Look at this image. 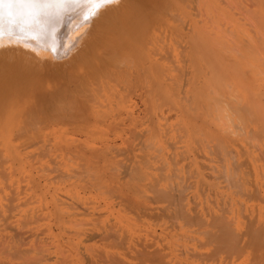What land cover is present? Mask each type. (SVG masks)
<instances>
[{
	"label": "rangeland",
	"instance_id": "374dc122",
	"mask_svg": "<svg viewBox=\"0 0 264 264\" xmlns=\"http://www.w3.org/2000/svg\"><path fill=\"white\" fill-rule=\"evenodd\" d=\"M129 1H130V3L132 2V0H129ZM134 1L136 2V0H133V3H134ZM144 1H146V0H144ZM149 1L150 0H148V2ZM152 1L155 2L154 0H152ZM138 2H140V0H138ZM138 2H136V3L138 4ZM253 2H254V0H235V2L230 5L231 7L230 6L228 7L229 10H227V11H229V12H227V13H229V14H227V15H229V20L227 19V21H225V22H227V24L226 25L223 24V23H225V22H223L224 20H221L222 24H220V22L218 24V26H220L219 32H220V34H222V36L218 33V29L216 28L217 29V31H216L215 26H213L212 29L213 28L214 29L209 31V32H210L211 38H214V39H211L210 36H208L210 38L209 43L208 44L203 43L204 46L202 43H200L199 47L196 48L197 52H194V53H190L188 51V49L185 47L186 48V51H185L186 55L188 56V54H189L188 57L185 55V53L183 54V52H182V51H184L185 48H183V47L180 48L181 42L184 43L183 38L184 37L187 38V36L189 34L185 30H183V32H181L182 34L179 31L175 32V34H179V35H175L174 33H172L170 35L168 33L167 35H169V36H166V39L163 42V45H162L161 41H160V43L154 42V44H152L154 46H152L151 43L145 44L146 49L144 50V52L146 51V53H148L150 58L153 57L157 60V61L155 60V62H156L158 67L161 66L160 69L163 72L164 76L161 73H159V76H160V77L158 76L159 78L156 76L155 78L153 77V79H152L149 76L141 75L143 73H141L140 76H137V74H135L136 76L134 74H132L130 78H128L124 81L125 83L122 82V80H118V82H117L116 79L112 77L115 81L111 80V82H113V83L115 82L117 85L115 83H114L115 84L114 85L113 83H111L107 79L108 80L107 82H110L111 86L114 85V87H110L111 90L109 88H107L108 91L110 90L111 94L114 91L113 93L116 94V95L113 94L114 97L119 94L117 96V98L119 97L122 100V101H120L119 99H117L115 97L116 101H117L116 104L111 103L112 100L110 101V104H109L108 100L110 98L114 99V97H112V95L109 94L108 91H107V94L104 93V92H106L103 90V89H106L104 83H103L104 86H102V87H104L102 89L104 92L98 87V89H100V91H99L100 93H98V91L96 92V90H98L97 85H96L97 82L94 83V81H92L91 78H90L91 80L90 79L87 80L88 78L86 79V75H87V77L89 75L87 72H88V70H90V68H88L87 72H85L86 75L84 78L83 77L81 78L80 76L78 77V75L75 72V69L78 66V64H76L75 61L73 63L72 62L69 63V61H71L70 60L71 58L69 60L66 59L67 63L65 62V60H62V61H64L63 63L61 62V60L58 61L59 63H57V61H54L53 64L52 63L51 64L50 63H46V64L42 63V65L45 64L44 67L47 64H49L48 66H46V68L48 67L50 69L51 73H52V71L54 73H56V71L58 69L63 70V72L60 70H59L60 72L57 71L59 74L56 73V75L54 73H52V75H51L48 68L47 69H44V67L41 68L42 66H41L40 62L43 59L39 60L37 58V60L40 61V62H37V60H35V58H36L35 56L33 57L34 58L33 65L36 64L35 62H37L36 66L40 64L41 67L40 66H37V67L38 68L40 67L39 69H41V71L38 70L39 72L36 71V73H34V71L37 69L36 66H35L36 67L35 70L33 69L34 68L33 66H32L33 68H28L30 66L27 67V64H29V65L32 64V60H31V59H33V58H31L32 54L30 57L29 56L27 57V54L24 55L25 51L22 50L21 48H19L20 50H17V52L19 53V51H20L19 54L21 56H23V55L25 56V58H23V61H22V57H20L21 61L23 63V66L21 65V62L19 65L16 64V63H19L17 61L18 60L20 61V59H18V60L12 59L15 61L12 63L18 65L19 67L10 63L11 62L10 59H9L10 62L7 61L8 59L6 60L4 58L2 59L3 62H2V60H0V66H1V64L3 65V63H4V65L2 67H0L1 68L0 69V75L1 74L3 75V76L2 75L0 76V80H1L0 83L2 82V84L4 85L3 82H5V80H3L2 78L6 77V79H7L8 77H12L13 78L12 81H11L12 78H10V79L8 78V80L11 82L10 83L11 85L14 84L13 87H15L16 85L19 87H21V85H24V86H22L21 90L24 89L27 92L24 94L25 97L28 96L30 93L29 97H30V101H31V102H29V107L26 108V109H28L29 114H27L28 112L26 109H25L26 110L25 114L28 115L27 117L33 116V118L39 117V114H40V116L44 118V119L41 117H40V119L38 118L40 120V123H42V124L39 125L40 124L39 122H37V124L41 128L36 127V121L35 120L38 121V119L37 118L34 119L35 122L34 121L33 122H34L35 127L38 128L40 131L42 130V132H41L42 135L40 133V135H41L40 139L41 140L39 139L38 143L35 144L34 147H31V148H28L26 150L21 151V159H20L21 163L19 162L20 166H17L15 168L14 166H11L9 162H6L5 164H2L3 166L1 165V167H0V244L7 246V244L10 243V246H11V244L15 245L16 242H18L19 246H18V243L16 245L20 248L22 247L21 249H23V251L25 250L24 251L25 253L27 252L26 253L27 255H25L24 252L23 253L19 252L20 256L22 255L21 257L19 256V253L15 254V256H12L14 254H12L11 256H7V255H9V253L4 255V253L0 252V254H1L0 255V264H21V263L26 264L27 262L24 261V259H26L27 257H25V256H28V254H29V256H28V258H29L32 253L35 255V258H34L35 260L38 259L40 261L39 258H41V259L45 258L44 260H42V261H44V264H55V263L57 264V260L55 261V259H56L55 256L54 255L52 256V254H56L53 252L55 249V247H54L55 243H56V247H57L56 249L57 250L60 249L59 246L61 247L62 250H64L67 246H63V245H65V244L68 245V242H69V241L67 242V239L69 238L68 240H70L73 237H70V236L68 237V235L65 236L63 233L58 232L59 229L55 227V224L53 222L54 217H55L53 215L54 209H53V207H51L52 206V204H50L51 202L48 203V201L50 200V197H51L50 195L56 196V195H60V193H64V192L69 193V195H72V196L75 195L74 199L78 197L80 199V201H82V202H80V204L81 203L83 204L84 202L88 203V205L86 204L87 209L92 207V206H96V204L98 205V202L101 204L100 206H98L100 208H102L104 205L105 206L109 205V207L111 208V206L113 204L112 205H110V204L112 201L115 200L113 198L114 197L113 194L114 193L116 194L117 192H120L121 195L123 194L122 195L123 198H125L127 200H131L130 201V207H131V205H132V207L134 205L137 206L136 204L138 202L143 203L142 200H138V202H136L137 200L135 201V195H133L134 194L133 190H130V193H129V192L125 191L123 185L121 186V184H123V179L128 180L127 177H126V179H125V177H122V179H119L116 181L117 178L113 177V175H111L112 174L111 170H109L110 167L111 168L120 167V165L122 163H125L127 161L131 165L130 167H132V169H133V170L132 169L130 170V172L132 171L130 174V186H132L131 184H132L133 179L135 180L133 182L137 183V180L135 179L136 178L135 172H137V170H139L140 167H141V169L143 167V170H144L145 163H148V165H146L147 168H145V170L147 172H150L151 174L153 172L154 176H153V174H152V176L155 177L154 179L152 178L153 180L158 181L159 179H161V177H163L162 179L164 182L163 181L161 182L159 180L157 183L162 184L161 187L165 190V192L163 189L162 190L159 189L160 192L159 191L152 192V191L147 190L146 195L148 194L151 197H153L152 200H155L154 198H156L155 201L157 203L156 202L153 203L152 201H149L147 199L148 201L145 200L143 204L141 203L142 205L140 204V206H142V207L144 205V208H145V205L147 206V208H149V207L153 208L157 204L156 207H154V209H152V211L156 210L157 213L159 212V214L157 215V218H156L157 221H155L156 219L154 217H150L149 221H147V218L143 219V217H141V216L138 217V215L135 212L136 211L135 209H137V207L135 208V206H134L133 207L134 210L132 208H130V213L132 214V215H130V225H131V228H130V232H131L130 233V245L133 246V244H134V248L130 246L131 247V249H130L131 253L130 254H134L135 253L134 249L141 247V243L142 244L144 243V246H145V248L147 247V249H152V248L154 249L156 247H161V249H162L161 252L163 254L166 253V252H163V250L166 251V249H167L168 250L167 253L170 254L169 257L167 256V254H164L163 256H165L164 257V258H166L165 260H168L169 262H171V260L174 259V254H175V256L178 254V259L180 258L179 260L182 263L180 261H178L177 256H176L175 260L177 261L176 262L177 264H245V263L246 264L247 263L248 264H254V263L255 264H257V263L258 264H264V240H263V238H264V222H263L264 221V136H263L264 135V130H263L264 129V82H263V84H261V86L263 87V88H260L261 94L260 95L258 94V96H260V97H257V95L254 94L255 93L254 90H256V89H253L254 93H252V94H254L255 96H253V95L252 96H253V99H255V100H253L251 98L248 101L249 103H252V106L255 108V109H253V107L250 106L251 104L247 103V100H246L245 104L243 102L241 104L239 103L240 105L237 104L236 101H237L238 97H237L236 93L233 91L234 87H232L231 89H228L229 87L233 86L232 83H230L229 81L227 82V80H225V79H222L221 82H219L220 87H217V89H216V88L212 87V85L214 83L212 84V81H211V80L214 81V78H213L214 74L213 73L225 74L226 70L230 69L229 71H231V69H232V73L234 72L233 77L238 79L237 81L240 80V83L243 82L242 83L243 85L242 84L241 85L244 88V90L247 92V95H249L248 92L250 90H248V89L251 86L254 85V87L256 88L255 82H254L255 84H251L255 78L252 71L256 69V68H251V66L253 65L252 63H249V61H247V59H246V61H244L245 59L243 58L242 61H244L243 62L244 65L242 64V62L238 61V63H241L242 67H241V65L236 67L237 62L233 63L234 67L231 64L233 62V56H232L233 54H237L234 56H236L237 58L239 57V53L235 52V51H238L235 49H237V47L239 45H240L239 47H242V48L252 46L254 51H255L253 53V55H251V56L255 55V57L253 58L254 65H256L258 63L257 66H261L262 68L264 67V60L263 59L260 60L262 62L259 61L261 63V65L258 62L259 58H264V55H261V54H264V0H261V7L259 8L257 14L252 11V8L255 6V5H253L254 4ZM113 5H114V3H113ZM128 5H129V3H128ZM127 7H128V9H131V7L129 8V6H126V8ZM134 7H135V3H134ZM136 8H138V6ZM247 11H249L250 13H248ZM157 16L159 17L160 15H157ZM199 16H197V17H199ZM158 17H155V18H158ZM197 17H196V19H197ZM201 18H198V19L201 20ZM156 23H157V21H156ZM199 23H201V21ZM215 23L216 22L214 21L213 25ZM92 24L94 27H97L96 26L97 24L95 25V22L91 23V25H90L91 28H89V30H88L89 34L88 33L85 34L86 37L88 35L90 38L89 37L86 38L83 35V33H82L83 28L81 27L82 28L81 30H78V31L76 30L73 33V36H72L73 41L78 42V40H80V38H81V40L79 41L81 43L82 39H84V37L86 39H88L89 41H91V39L92 40L97 39V37H98L97 35L100 33V32H98L99 27H98V30L95 28L97 30V32L95 29L91 30L92 28H94V27H92ZM114 24L115 23H112V25H110V24L109 25L115 26ZM110 26H108V27H110ZM80 31L82 33V34L80 33L82 35V37L81 36L79 37L77 35ZM83 32L85 33L84 30H83ZM209 32L207 33V35H209ZM109 33H111V32L109 31ZM215 33H218L219 36H218V34L216 35ZM121 34H123V33H121ZM74 35L77 36L76 39H78V37H79V39L76 40ZM107 35L108 34H106V36ZM106 36H103V37H106ZM178 36L181 37V39ZM103 37H101L99 34V38L96 40L99 42V44L96 41H95V43L93 41H91V43L93 42L94 45L91 43H90L91 45L86 44L89 42L86 41V39H85L86 42L83 41L81 44L80 43L78 44L75 42L72 45L76 44L78 46V47H76L78 50L81 47V50H82L81 53L82 54H83V51L85 48V47L83 48L84 45L86 46L85 49H87L88 52H89V49H91V50L94 49L93 52L96 51L95 48L97 49V51H99L98 49L101 48V46H103V43H104V46L107 45V43L105 44V42H103ZM216 37H219V38H216ZM99 39L102 41H100ZM173 39L176 41L178 39L179 42H177V43H180L179 46L176 43V41H172ZM125 40H127V39H125ZM212 40L213 41L216 40L215 42L218 45L220 44L219 45L220 48L216 47L218 45L214 46L215 42H212ZM166 41L168 43V44L166 43L167 44L166 45L167 51H164V50H166L165 49L166 48L165 47ZM169 41H171L170 44H169ZM125 42H127V41H125ZM68 43H66L65 46H68L69 45ZM210 43H211V46H210ZM125 44H127V43H125ZM156 44L160 47L155 46ZM88 45H90L89 48L87 47ZM98 45H100V46H98ZM206 45L207 46L209 45V47H212L213 49L211 50ZM223 45H225L227 51H226V49H224L225 47ZM104 46H103V48H104ZM108 46L111 47V44H109ZM105 47H107V46H105ZM206 47H207V49H205ZM222 47H224V48L222 49ZM3 48L5 51H7L9 49V47H5V46L1 47L2 50L0 49V53L1 52L5 53ZM15 48L17 49L18 47H15ZM149 48L151 51L152 50H154V51L151 53ZM152 48H154V49H152ZM106 49H109V48H106ZM168 49H170L171 51ZM218 49H220V50H218ZM21 50H22V54H21ZM111 50H110V52H111ZM216 50L218 51L217 53H216ZM87 51L85 50L84 53L85 52L87 53ZM108 51L109 50H107V51L105 50L106 53ZM112 51H114V50H112ZM207 51H209V52H207ZM78 52H80V50ZM99 52L104 53L102 48H101V51H99ZM2 53H1V55H3ZM73 53H69V54L72 55ZM81 53H80V56H82ZM94 53H96V52H94ZM94 53H92L90 55H93ZM164 53L167 54L166 56H168L169 54L175 55L174 58H173V55L171 57L174 60V62L171 63V61H173V60L167 59V57L165 56ZM203 53H205V54H203ZM207 53H208V55H207ZM11 54L12 53H10L8 55H11ZM75 54H78V53L75 52ZM154 54H156V55H154ZM162 54L164 55L163 56L164 59L161 56ZM179 54L181 55V57H179L180 56ZM210 54L211 55L215 54V55L211 56ZM182 55L183 56L185 55L187 58H185V56L183 57ZM206 55H207V57H206ZM10 58H12V57H10ZM168 58H170V55L168 56ZM0 59H1V56H0ZM24 59H26L28 61L24 62ZM96 59L94 58V61ZM160 59H162V60H160ZM165 59L167 61H165ZM185 59H187V60H185ZM192 59H193V61H192ZM4 60L7 62H5ZM182 60H185V62H183ZM240 60H241V58H240ZM30 61H31V63H30ZM44 61H46V60H43L42 62H44ZM215 61H216V63H215ZM46 62H48V61H46ZM95 62L97 63V61H95ZM197 62L198 63L200 62V63L198 64ZM245 62L247 64V66H246ZM64 63H66V64H64ZM201 63H202V65H201ZM7 64H11L12 68L9 67L10 65L7 66ZM73 64L75 65V67ZM98 64H100L99 60H98ZM230 64H231V66L229 67ZM24 65L26 66V69L23 70V68H21V67H25ZM50 65H53V66L51 67ZM56 65H57V68H55ZM164 65H166V66H164ZM174 65H176V66H174ZM249 65H250V67H248ZM254 65H253V67H254ZM5 66H7L9 68H5ZM167 66H168V68H167ZM194 66H196V67H194ZM225 67H226V69H225ZM231 67L235 68L238 73L235 72V70H233V68H231ZM261 67H260V69H262ZM3 68L5 69V72H7V73L2 71ZM10 68L14 69V70H9ZM17 68L18 69L20 68L21 70L20 69L18 70ZM185 68H186L185 71L189 70V68H190L191 71L189 70V73H188L189 75L185 71H183ZM195 68L198 71H196ZM28 69H30V70H28ZM69 69H70V71H69ZM181 69H183V70H181ZM32 70H34V71H32ZM43 70L44 71L46 70V71L44 72ZM18 71L20 74L18 73ZM20 71H22V72H20ZM24 71H26V72H24ZM208 71L210 74H207ZM23 72L26 75H24ZM27 72L28 73L31 72V74H28ZM61 72L64 74H62ZM65 72L66 73L71 72L73 75L68 73L67 74V76H69L68 79H70V80L74 79L75 81L72 80V82H69L68 79L65 80L66 79ZM91 72H92V70H91ZM181 72L184 73V74L182 73L184 75L182 77H181V75H182ZM9 73H10V75H9ZM13 73H15L14 76L17 74V76H15L16 80H15V77L12 76ZM21 73H22V75H21ZM46 73L50 74V76L48 74L46 75ZM92 73H90V74H92ZM97 73H99V72H97ZM185 73L187 74L186 76H185ZM32 74H33V76H32ZM41 74H43L44 77ZM60 74H62V77L60 76ZM75 74H76V77H78L80 79V81H84V80L88 81V82L91 81L90 84L91 83L95 84V86L93 85L94 87L89 86V88L91 87L90 90H93L92 88H94V89L96 88L95 91H92V92H94V95L92 93H91L92 94L91 95L90 94L91 91H89L88 89H87L88 94H87V91L85 93L87 95L90 94L89 95L90 97L93 96L91 98L92 100L98 99L100 101V102L99 101L95 102L97 100H95V101L90 100L91 103L96 104V107L94 104H91L89 102V100H87V99H90L89 96L87 97L86 94L83 95L84 93L81 94L82 96H86V98H87V99L85 98L86 99V103H85V100L83 99V97L78 96V94L80 95V93H77V94L75 93V92H77V90H74V89H77L76 87L80 82L79 79L78 80L75 79L76 78L74 76ZM177 74H178V76H177ZM208 75H211V78L209 79V81L207 79V78H209ZM21 76H24V79H22L23 77H21ZM70 76H71V78H70ZM30 77H31V79H30ZM50 77H52V79ZM89 77H90V75H89ZM251 77L253 78L252 79L253 81L250 80ZM18 79H19V81H17ZM21 79L23 81L24 80L25 81L23 82ZM55 79H57V80L55 81ZM154 79H157V80L155 81ZM206 79H207V81H206L207 83H205V86H204V82H205L204 80H206ZM8 80H6V81H8ZM28 80H31V81H28ZM48 80H49V82H48ZM76 80H77V82H76ZM241 80H242V82H241ZM249 80L251 81V83L247 82ZM33 81H35V83ZM61 81H62V84H61ZM119 81H120V83H119ZM152 82L153 83L155 82V83L153 84ZM208 82L209 83L211 82V84H209ZM20 83H22V84H20ZM46 83L51 84L49 86L50 87L52 86L51 87L52 89H48L49 87H47L48 84L46 85ZM66 83H67V85H66ZM118 83L121 84L122 87L118 86L119 85ZM148 83H149V86H148ZM247 83L251 84L250 87L245 86ZM10 84H8V85H10ZM110 84L108 85V87L110 86ZM227 84H231V85L229 86ZM5 85H6V82H5ZM5 85L3 87H5ZM44 85H45V87L43 88ZM62 85L63 86L65 85V86L63 87ZM68 85H70L72 87H73V85H75V87L71 88ZM151 85H153V86L151 87ZM115 86H117L118 89ZM145 86H147V88ZM148 87H151V88H148ZM208 87L212 88L211 93H213V92L217 93L218 92L217 95L215 96V93H213L214 95L211 94L210 93L211 89H209ZM222 87L223 88L227 87L226 89H224V91L226 90L227 92L222 91V89H223ZM26 88H27V90H26ZM112 88H116V89L112 90ZM160 88H161V91H160ZM2 89H0V93L4 92L3 95L6 94L5 91L1 92ZM30 89H33V90L29 91ZM58 89H59V91H61V93L63 92V94H61L59 91H57ZM60 89H62V90H60ZM218 89L221 91H219ZM21 90L18 93L19 96L23 95ZM24 90H23V92H24ZM66 90H67L68 94H66L67 93V92H65ZM162 90H163V92H162ZM164 90L166 91V93H164ZM32 91H34L35 93ZM262 91H263V95H262ZM42 92L44 94H42ZM53 92H56L58 94H55ZM69 92H71V93H69ZM72 92H73V94H72ZM95 92H96V94L98 93L96 96H95ZM116 92H118V93H116ZM120 92L122 95H124L123 96L124 98L122 97V95L120 96ZM223 92L225 94H223ZM251 92H252V89H251ZM64 93L67 95V96H64L65 97L64 101L66 100L67 102L66 101L65 102L69 103V104H67L68 106L69 105L72 106V107H70L69 111H71L73 108L75 109L77 106H79L78 108L80 110H82L83 112L81 111V113H80L79 112L80 110H78V112L84 118L76 112H75L76 114L73 113V110H72L70 113L74 114L73 116H76V120H75V117H73L70 114L69 116H72L73 118L68 117L69 119L68 118L67 119H68V121H71V122H69L71 125L69 123H67L68 121L67 122L64 121V123H62V125L58 124L60 126L59 127L56 124L58 121L57 119H56L57 120L56 122L54 121L55 119H53L54 123L48 124V122H52V121L50 118H49L50 121H47V119H48V117H51L52 115H54V113L56 112V109L59 108L58 104L59 103L61 104V102H62V104L63 103L66 104L65 102H63L62 99L59 98V97L63 98L62 95H65ZM16 94H13V96L14 95L16 96ZM51 94H53V95H51ZM69 94H72V95H69ZM100 94H103L104 96H106L105 99L109 98L108 100H106V101H108V103L105 102L104 97L103 96L101 97ZM108 94L110 95V97H108ZM10 95L12 96V94H10ZM74 95H76V96H74ZM98 95L102 99L100 97L96 98V97H98ZM1 96H2V94L0 95V99H1ZM4 96L6 97L7 95H4ZM4 96L1 99V102L4 99ZM68 96H69V98H71L72 101L68 98ZM77 96L81 99L79 100V98ZM249 96H248V98L251 97V96L250 97ZM25 97L22 96L21 99H20V97H19V99L22 101L23 99H25ZM29 97H26V99L27 98L29 99ZM254 97H257L259 100L257 98H254ZM47 98H48V100H47ZM53 98H55V100ZM230 98H232L233 100H231ZM49 99L51 101H49ZM125 99L127 101V104H125ZM69 100H70V102H69ZM73 100H75L76 103ZM252 100H253V102H252ZM80 101L84 102V104L87 107L86 109L84 108L83 105H80V103H81ZM254 101H256L255 104L257 103V101L259 103H257V105H255V104H253ZM50 102H53V103H50ZM57 102H58V104H57ZM72 102H73V104H75V106L72 104ZM83 102L81 104H83ZM87 102H89L91 105H94V107L89 106L90 107V109H89L88 108L89 103H87ZM123 102H124L125 106L127 105L128 107H124ZM49 104H50V106H49ZM76 104H79V105H76ZM97 104H98V106H97ZM99 104H100V106H103V107H99ZM107 104H109L111 108ZM46 105H48V106H46ZM55 105L57 106V108L54 107ZM115 105H117V106H115ZM218 105H219V107H218ZM104 106H106V107H104ZM91 107H93V108L91 109ZM113 107L114 108L116 107V109H114ZM118 107H120L119 111L117 109ZM122 107H124V108L122 109ZM234 107H235V109H234ZM83 108H84V110H83ZM108 108H110L112 110H110ZM231 108H233V109H231ZM238 108H240V109H238ZM45 109L47 112L45 111ZM50 109H52V111H55V112L52 113V111ZM77 109H75V111ZM222 109H224V110H222ZM225 109H227V110H225ZM48 111L49 112L51 111L50 114ZM69 111H68V113H69ZM84 111H86V112H84ZM93 111H94V113H93ZM226 111H228V112H226ZM235 111H238V112L236 113ZM95 112H96V114H95ZM33 113H35V114H33ZM42 113H43V115H41ZM51 113H52V115H51ZM68 113L66 116H68ZM109 113H111L112 115ZM113 114H114V116H113ZM218 115H219V117H218ZM228 115H230V116L233 115V117H230ZM44 116H46V118ZM95 117H97V118H95ZM78 118H79V120H78ZM227 118L229 120L231 118L234 120V118H235V120H234L235 122H233V120L230 121V122H233L235 125L233 126V123L228 124L230 122H228L229 120H227ZM81 119H83L84 122H82ZM42 120H44V121H42ZM80 120L82 123H80ZM74 121H75V123H74ZM76 121H77V123H76ZM61 122H62V120H61ZM220 123L222 126L221 125L219 126ZM72 124H73V126H72ZM237 124H238V126H237ZM63 125H65V126H63ZM260 125H261V127H260ZM43 139H45V140H43ZM19 143H21V142L19 141L17 143L18 144L17 147L19 146ZM23 144H24V142H23ZM23 144L19 147L24 146ZM29 151H31V152H29ZM0 164H1V162H0ZM7 165H8V167H7ZM85 167H88V168H85ZM90 167L91 168H97V167L103 168V170L101 169V171H100V173H102V174H100V173L98 174V182L100 180L101 182H103L104 185H100L99 183H98V185H95L93 183L94 185L92 186L91 185L92 183L90 184V182H92V179L95 178V177H92L93 175H90V173L92 174V171H93V169H91ZM1 168H2V170H1ZM66 169H69V171H67ZM85 169H87V170L91 169V170H90V172H88L89 170L84 171ZM60 170L64 173L67 171V177L66 176L62 177L63 175L58 176V174L62 173V172H60ZM2 171H4V172H2ZM77 171H78V173H76ZM112 171L114 172V170H112ZM162 172H163V175H162ZM64 173H62V174H64ZM86 173H88V174H86ZM133 173H134V175H133ZM68 174H70V175L72 174V177L69 176ZM86 175H88V176L86 177ZM131 175L133 176V179L131 178L132 177ZM164 175H166L165 180H164V177H165ZM91 177H92V179H91ZM150 177H151V175H150ZM131 179H132V181H131ZM87 181H89V183H87ZM118 181H121V182L118 183ZM247 181H248V183H247ZM93 182H95V179H93ZM239 182H240V184H239ZM176 183H177V185H175ZM249 184H251V185H249ZM165 185L167 188L165 187ZM171 185L173 187H171ZM91 186H92V188L93 187L94 188L93 189L90 188ZM116 186H118V188ZM178 186H179V188H178ZM240 186H241V188H238ZM175 187H176V190L178 188V191H179L178 192L175 190L174 192L176 194L173 192ZM117 189H119L120 191ZM166 189H169L170 192L167 191ZM116 190H117V192H116ZM162 191H163V193H161ZM166 191L169 193L172 192L171 195L173 196V198H174V196H176L175 198H177V195H179L178 197L181 200H179L178 198L177 199L174 198L176 200L175 201L172 198L174 200V203H176V204L172 203L173 200H171V198H170L172 196L169 195V193L166 194ZM256 191H257V193H259L258 194L259 196L256 194ZM122 192H124L125 194ZM156 193L158 196H160V199L158 198ZM160 193L163 195L161 196ZM250 193H251V195H250ZM121 195L118 194V196H120V198H122ZM168 195H169V198H168L169 200L167 199ZM105 196L111 197L113 199L110 200V198H109L110 202H109V200L106 201L108 198H105ZM52 198L53 197H51V201H52ZM258 198H260V199H258ZM102 199L103 200L106 199L104 201V203L106 202L105 204L102 202L103 201ZM157 199H159V200H157ZM165 200H167L166 203H165ZM177 201H178V203H177ZM134 202L136 204H134ZM160 202H161V204H159ZM108 203H110V204H108ZM163 203L169 207H165L166 205H164ZM18 205H20V206H18ZM162 205H164L165 208L162 207ZM171 205L173 207H171ZM78 206L80 209V205H78ZM176 206H177V208H175ZM109 207H108V209H110ZM114 207H112V209L113 208L115 209V210L113 209L114 211L110 209L108 212L110 213V211H111V214H113L112 212H115L117 209V211L114 213L115 215L120 213V212H121L120 214H126V210L120 209L118 204L115 205V202H114ZM167 208H168V210L169 209L172 210L173 208L175 210L176 209L177 210H184L185 213L183 211H180L181 213H178L179 211H177V210L175 211L174 209H173L174 212L173 211L171 212V211H168ZM79 209H76V210H79ZM163 209H166V215L168 214L170 216L165 217V211L163 214ZM49 210L51 211L50 213H49ZM73 210L75 211V209H73ZM79 211H81V209ZM20 212H22V213L20 214ZM23 212H26V214L29 216L28 218H30V216H31V219L34 218V219H32V221H34V223H32L31 220H30L31 221L30 222L29 219H28V221H29L28 223L24 222L21 219V218H23V216H22ZM156 212H154V213H156ZM187 212H188V215L190 217L187 215ZM173 213L174 214L176 213V214L172 215ZM177 214L180 215L181 217L178 216ZM160 215L163 217L162 218L163 222L160 219L161 218ZM172 216H174V218ZM212 216H214V217L212 218ZM83 217H85V216H83ZM175 217H176V219L178 218L177 221H176ZM179 217H180V219H179ZM193 217H196V220ZM219 217H221V218H219ZM225 218H226V221H225ZM131 219H132V222H131ZM165 219H166V221H165ZM174 219H175V221H173ZM216 219H217V221H216ZM223 219L225 222L223 221ZM143 220H144V222H143ZM158 220H160V227L158 225L159 224ZM170 220H172L173 222H171ZM197 220H198V222H197ZM145 221H147L148 223L147 222L145 223ZM154 221H155V223L157 222V225L154 223ZM179 221H180V223H179ZM227 221H228V223H227ZM255 221H256V223H255ZM165 222L169 223V224H166ZM175 222H176V224H175ZM200 222H203V223H200ZM217 222H218L219 226L216 225V226H214L215 227L214 228L212 225L217 224ZM253 222H254V225H253ZM171 223H173V224H171ZM223 223L224 224L226 223V225H228V226H224ZM165 224L167 226H164ZM221 224L223 225V227L221 226ZM179 225H181V226H179ZM46 226H48L50 228H48ZM251 226H252V229L250 230ZM30 227L33 228L34 230L30 229ZM40 227H46L49 229V231H47L46 228H42L43 229L42 230ZM165 227H166L165 230H168L167 232L164 231ZM167 227H169V229ZM170 227L172 228V230H175V231H178V228L180 229L178 232H176V233H178L177 234L178 237L175 236L176 234L175 235L173 234V231L170 230L171 229ZM160 228H161V231H160ZM212 228H214V229H212ZM219 228L221 229V231L225 230V231H223V233L224 232L225 233L221 235L220 234L221 231ZM232 228H234V230ZM44 229H46L45 232H43ZM148 229L151 230L150 232H153V233H151V236H150V233L146 232V231H148ZM25 230H26V232H25ZM32 230L34 231V234L36 233L35 234L36 236H34L32 234L33 233ZM137 231H140V232H137ZM154 231H155V233H154ZM227 231L229 232V234H230V232H231V235L233 234L232 237H234V239L238 238L237 239L238 241L234 240L231 237V235L228 234ZM236 231L239 232L238 236H237ZM17 232H19V234ZM37 232H39L40 235ZM41 232L43 234H41ZM46 232H47V235H46ZM50 232L52 234H50ZM213 232H214V234H212ZM205 233L208 235V236L206 235L207 237H209V233H211L210 234L211 239H210V237H209V239L206 238ZM235 233H236V236H235ZM252 233H254V234L252 235ZM55 234H56V236H54ZM158 234H164V236L166 234V237H164L163 235H158ZM172 234L174 235V240L176 239L175 241L179 240V242H180V243L178 241L175 242L174 240L170 239L171 241H174L175 246L173 245V242L171 243L170 240L169 241L167 240V238L169 239V237ZM248 234H250L251 236H248ZM31 235H33V236H31ZM132 235L137 236V237L139 235V237L138 238L135 237V239H134V237H132L134 240L133 241L131 238ZM153 235H155V236H153ZM156 235H157V237H156ZM226 235H228V236H226ZM147 236H150V237H147ZM154 237H155V239H154ZM160 237H163L165 239L164 241L161 240L162 246H161L160 241H159L160 239H162ZM218 237H220V238H218ZM225 237L230 238V239L232 238V240L227 239ZM147 238L150 240L152 239V241H151L152 243H147V241L149 242V240ZM222 238H224V239L222 240ZM57 239H59L58 242H56ZM63 239H65L66 241ZM136 239H137V241H140V243L137 242ZM256 239H257V242H256ZM62 240L65 241V243ZM142 240H144V241L142 242ZM155 240H156V242H155ZM225 240H226V243L224 242ZM228 240H230V241H228ZM248 240H250V241H248ZM145 241H146V243H145ZM153 241H154V243H153ZM216 241H218V242H216ZM219 241H221V242H219ZM36 242H37V244L39 242V245L42 243L40 246L44 247V248L42 247L43 250L47 249V250H44V252H42L43 256L45 255L44 258L42 256L37 258V256H39V253L41 250L39 249L38 251H36L37 248H39V245H37ZM162 242H164L165 244L167 242H169L168 248H173V247H175V249L178 248L179 249L178 252H177V250L175 251V249L173 248V251L175 253L173 254L172 250L170 249L172 252L171 253L170 250L166 247L168 244L165 245ZM209 242L211 243V245ZM58 243H59V245H58ZM176 243H179V245L178 244L176 245ZM246 243H247V245H246ZM151 244H152V247H151ZM153 244H154V246H153ZM158 244L160 246H158ZM222 244H223V246H222ZM235 244L237 245V247L240 246L241 248H244V251L242 249H240L241 250L240 251L236 247ZM250 244H251V246H250ZM260 244H261V246H260ZM214 245L215 246L220 245V246L215 247ZM244 245H246V246H244ZM258 245H259V247H258ZM29 246H31V247L33 246L32 251L30 250L31 247H29ZM50 246H52V247H50ZM136 246H138V247H136ZM163 246H165V248H163ZM226 246H227V248H225ZM231 246L234 248H232ZM45 247H48V248H45ZM257 247H258V249H257ZM0 248H1V246H0ZM191 248H192V250H191ZM253 249L256 253L253 251ZM230 250H232V251H230ZM48 251L51 252V254L49 256L53 261L49 258V256H47ZM36 252H38V253H36ZM214 252H215V254H214ZM230 252H232V253H230ZM237 252L240 253V256ZM200 253L202 254V258H201ZM228 253L230 254V256H228L229 255ZM236 253L238 254L237 256H236ZM33 254H32V257H34ZM171 254H173V256ZM249 254H250V256H249ZM203 255H205L206 257H204ZM254 255H255V257H254ZM207 256H209V258ZM22 257H24L23 260H22ZM212 257H213V259H212ZM249 257L252 258L251 261H250ZM68 258L69 257H67L66 259H68ZM246 258H248V259H246ZM47 259L51 260V261H48ZM57 259H59V258L57 257ZM45 260H46V262H45ZM60 260H62V259L60 258L59 261ZM62 261H60L61 263H59V264H62ZM130 261L133 262L132 259H130ZM41 262H39V263L36 262V264H43ZM51 262H53V263H51ZM66 262H64V263L66 264ZM252 262H254V263H252ZM27 264H29V263H27ZM68 264H71V263H68Z\"/></svg>",
	"mask_w": 264,
	"mask_h": 264
},
{
	"label": "bare ground",
	"instance_id": "6f19581e",
	"mask_svg": "<svg viewBox=\"0 0 264 264\" xmlns=\"http://www.w3.org/2000/svg\"><path fill=\"white\" fill-rule=\"evenodd\" d=\"M147 1V2H146ZM146 1H144V0H140V2H138V0H136V2H138V4L134 1V3H135V7H134V3H133V0H132V2L130 3V1L129 0H116V2L114 3V5L112 4L111 6L110 5H106V6H103L102 7V9L100 10V14L96 17V18H94V19H91L90 21H87L86 20V18L87 17H89V16H91L92 15V13L94 12V11H96L97 10V8H99L100 6H98V5H95V4H93V5H88V4H86V3H62V2H56V3H49L48 2V0H40V2L39 3H36V4H12V3H4L3 5H2V8H0V30H2L3 31V33H4V35H3V39H2V46H0V49H1V47H9V49L7 50V51H5L4 50V48H3V50L5 51V53H2L3 55H1V53H0V56H1V59L0 60H2L3 58L4 59H8L7 61H9V59L11 60V62L10 63H12V62H15L14 60H12V59H16V60H18V59H20V61L18 60L17 62H19V63H16V64H20V62H21V65L23 66V63H22V61H23V58H25V56L24 55H26L27 54V57L29 56H31V54H32V56H31V58H33L34 56L36 57L35 58V60H37V58L39 59V60H46V61H48V62H46V61H44V62H40L39 60H37V62H40V64H41V66H40V64L39 65H37V66H40L41 68H43L44 67V65L46 64V63H52L53 64V62L54 61H57V63H59L58 61L59 60H61V62L63 63L64 61H62V60H65V62L67 61L66 59H70L71 61H69V63L70 62H76V64H78V66L76 67V69H75V72H76V74L78 75V77L80 76L81 78L83 77H85V75H86V73L85 72H87V70H88V68H90V70H88V74L90 75V77H89V75H88V77H87V75H86V79L87 80H89L90 78L92 79V81H94V83H96V85H97V89H98V87L102 90L104 87H102V86H104L105 85V87H106V89H103L104 91H106V92H104L103 90V92L104 93H106L107 94V91H108V89L107 88H109L110 89V87H114V85L116 84L115 82V84L113 83V82H111V80H114L113 78H115L116 79V81L118 82V80H122V82H124L126 79H128V78H130L131 77V75L132 74H137V76H140V74L141 73H143V74H141V75H144V76H149V77H151L152 79H153V77L155 78L156 76L158 77L159 76V73H161L162 75H163V72L161 71V69H160V67H158L157 66V64H156V62H155V58H153L152 56V58H150V56L148 55V53H146V51L144 52V50L146 49L145 48V44H147V43H151V45L152 44H154V42L156 43V42H158V43H160V41H161V43H162V45H163V42L165 41V39H166V36H169V35H167L168 33L171 35L172 33H174L175 34V32H183V30H185L186 32H188L189 34H188V36H187V38H183V41H184V43H182L181 41V46H180V48H187L188 49V51L190 52V53H194V52H197L196 51V48H198L199 47V44L200 43H204V44H208L209 43V40H210V38H211V36H210V32L209 31H211V30H213L212 29V27L213 26H215V29L217 28L218 29V33L220 34V32H219V30H220V26H218V24H219V22H220V24H222L221 22V20H224L223 22H225V21H227V19L229 20V15H227V14H229V13H227V12H229V11H227V10H229L228 9V7L232 4V3H234L235 2V0H154L155 2H153L152 0H150L149 2H148V0H146ZM128 3H129V5H128ZM254 4L253 5H255L253 8H252V11L254 12V13H256L257 14V12H258V10H259V8L261 7V0H254V2H253ZM132 6H131V5ZM137 4V5H136ZM129 6V8L131 7V9H128V7L126 8V6ZM138 6V8H136ZM231 7V6H230ZM251 11V10H250ZM248 13H250L249 11H247ZM157 15H160L159 17L157 16ZM193 15V16H192ZM200 15V16H199ZM195 16V17H194ZM197 16H199V17H197ZM155 17H158V18H155ZM196 17H197V19H196ZM202 17V18H201ZM198 18H201V20L200 19H198ZM94 20V21H93ZM156 21H157V23H156ZM201 21V23H199ZM214 21L216 22L214 25H213V23H214ZM95 22V25L97 26V27H94L93 26V24H92V27H94V28H92L91 30H93V29H97L98 30V27H99V30H98V32H100L99 34H100V36L101 37H103V36H106V34H108L106 37H103V42H105V44L107 43V45H105V46H107V47H105L104 46V43H103V46H104V48H103V46H101V48L103 49V51H104V53H102V52H99V51H101V48H99L98 50L99 51H97V49L95 48V50L96 51H94V52H96V53H94L93 52V50H91V49H89V52L87 51V49H85L86 48V46L84 45L83 46V48H84V51L86 50L87 51V53L85 52L84 53V51H83V54L81 53V47L79 48V50H80V52H78L79 50L76 48V47H78L76 44V46L75 45H72L73 43H80L79 41L81 40V38H80V40H78L79 39V37L81 36L82 37V33H83V35L85 36V34L86 33H88V30H89V28H91V23H94ZM115 23L114 25L116 26H110V25H112V23ZM110 24V25H109ZM223 24H227V22H225V23H223ZM108 26H110V27H108ZM83 29H82V28ZM111 32V33H109V31L107 30V29ZM82 29V33H81V31L77 34L79 37H78V39H76V35H74V37H75V39L76 40H78V42L77 41H73V39H72V36H73V33L77 30H81ZM95 29V30H96ZM101 29V30H100ZM217 29H216V31H217ZM83 30L85 31V33L83 32ZM97 30H96V32H97ZM208 30V31H207ZM115 33H114V32ZM90 32V31H89ZM95 32V31H94ZM113 32V33H112ZM209 32V35H207V33ZM12 34L11 36L9 35V34ZM81 33V34H80ZM121 33H123V34H121ZM214 33V32H213ZM218 33H215L216 35L218 34ZM89 34V33H88ZM91 34V33H90ZM97 34V33H96ZM99 34L96 36L97 37V39L99 38ZM102 34V35H101ZM182 34V33H181ZM184 34V33H183ZM214 34V35H215ZM219 34H218V36H219ZM175 35H179V34H175ZM212 35V34H211ZM221 36H222V34H220ZM13 36H15V37H18V38H12ZM83 36V37H84ZM208 36H210V38L208 37ZM220 36V37H221ZM19 37H26V38H19ZM86 37V36H85ZM84 37V39H82V42L84 41V42H86V41H88L89 43H86V44H90L91 43V41H93L94 43H95V41L97 40V39H94V40H92L91 39V41H89L88 39H86L87 37H89L88 35H87V37L85 38ZM179 37V36H178ZM90 38V37H89ZM180 39H181V37H179ZM216 38H219V37H216ZM74 39V40H75ZM85 39H86V41H85ZM102 39V38H101ZM125 39H127V40H125ZM185 39V40H184ZM211 39H214V38H211ZM221 39V38H220ZM219 39V40H220ZM100 40V39H99ZM105 40V41H104ZM100 41H102V40H100ZM125 41H127V42H125ZM172 41H176V40H172ZM216 41V40H215ZM215 41H213L212 40V42H215ZM222 41V40H221ZM250 41V40H249ZM68 43L69 45L68 46H65L66 45V43ZM81 42V43H82ZM93 42L91 43V44H93ZM96 42H98V41H96ZM130 42V43H129ZM170 42L171 41H169V44H170ZM177 42H179L178 41V39H177V41H176V43ZM80 43V44H81ZM125 43H127V44H125ZM167 43V41L165 42V47H166V45L168 44H166ZM175 43V42H174ZM251 43V42H250ZM90 44V45H91ZM97 44V43H96ZM98 44H99V42H98ZM102 44V43H101ZM100 44V45H101ZM109 44H111V47L110 46H108ZM178 44V46H179V44L180 43H177ZM204 44H203V46H204ZM224 44V43H223ZM4 45V46H3ZM90 45H88L87 47L89 48V46ZM94 45V44H93ZM100 45H98V46H100ZM216 45H218V44H216V42H215V45L214 46H216ZM220 45V44H219ZM219 45L218 46H216V47H218V48H220L219 47ZM222 45V44H221ZM152 46H154V45H152ZM155 46H158L157 44L155 45ZM207 46V45H206ZM210 46H211V43H210ZM213 46V45H212ZM224 47H225V45H223ZM237 46V45H236ZM240 46V45H239ZM237 47V49H235V50H238V51H235V52H237V53H239V59L236 57V56H234V55H237V54H233L232 56H233V62L231 63L232 64V66H233V63L234 62H237L236 64V67H238L239 65H241V63H238V61L239 62H242V64H243V62L244 61H246V59H247V61H249V63H252L253 65H254V61H253V58L255 57V55L254 56H251V55H253V53L255 52L254 51V49H253V47L251 46V47H246V48H242V47ZM15 47H18L17 49L15 48ZM96 47V46H95ZM158 47H160V46H158ZM164 47V48H165ZM207 47H209V45L207 46ZM207 47L205 48V49H207ZM215 47V48H216ZM224 47H222V49L224 48ZM231 47V46H230ZM257 47V46H256ZM19 48H21L22 50H24L25 51V54L23 55V56H21L19 53H20V51H19V53L17 52V50H20ZM82 48V49H83ZM91 48V47H90ZM106 48H109V49H106ZM163 48V49H164ZM179 48V47H178ZM186 48L184 49V51H182L183 52V54L185 53V51H186ZM202 48V47H201ZM211 50L213 49L212 47H209ZM233 48V47H232ZM114 50V51H112V50ZM152 49H154V48H152ZM157 49V48H156ZM166 50H164V51H167V47L165 48ZM200 49V48H199ZM203 49V48H202ZM224 49H226V47L224 48ZM2 50V49H1ZM22 50H21V54H22ZM91 50V51H90ZM105 50L107 51V50H109L107 53L105 52ZM110 50H111V52H110ZM149 50H150V48H149ZM158 50V49H157ZM168 50H170V49H168ZM218 50H220V49H218ZM151 51V50H150ZM154 50H152L151 51V53L153 52ZM162 51V50H161ZM171 51V50H170ZM210 51V50H209ZM209 51H207V52H209ZM214 51V50H213ZM223 51V50H222ZM226 51H227V49H226ZM259 51V50H258ZM17 52V53H16ZM74 52V53H73ZM75 52L76 53H78V54H75ZM218 51L216 50V53H217ZM225 52V51H224ZM10 53H12L11 55H8V54H10ZM69 53H73L72 55L71 54H69ZM80 53L82 54V56H80ZM89 53V54H88ZM92 53H94L93 55H90V54H92ZM106 53V54H105ZM150 53V54H151ZM157 53V52H156ZM167 53V52H166ZM215 53V52H214ZM215 53V54H216ZM259 53V52H258ZM75 54V55H74ZM165 54V53H164ZM168 54V53H167ZM167 54H165V56L167 55ZM203 54H205V53H203ZM215 54H213V55H211V56H214ZM74 55V56H73ZM154 55H156V54H154ZM158 55V54H157ZM160 55V54H159ZM170 55V58H168V56ZM168 56H166L167 57V59H170V60H173L171 57H172V55L173 54H169ZM180 55V54H179ZM185 55H186V53H185ZM184 55V56H185ZM207 55H208V53H207ZM207 55H206V57H207ZM261 55H264V54H261ZM12 57V58H10V57ZM162 57L164 56L163 54L161 55ZM183 56V55H182ZM183 56V57H184ZM187 56V55H186ZM185 56V58H187L188 56H189V54H188V56L186 57ZM6 57V58H5ZM9 57V58H8ZM20 57H22V61H21V58ZM159 57V56H158ZM175 57V55H173V58ZM179 57H181V55L179 56ZM248 57V58H247ZM262 57V56H261ZM94 58L96 59L95 61H97V63L94 61ZM214 58V57H213ZM232 58V57H231ZM240 58H241V60H240ZM245 59L244 61H242V59ZM27 59V58H26ZM26 59H24V62L25 61H28V60H26ZM29 59V58H28ZM154 59V60H153ZM163 59H164V57H163ZM189 59V58H188ZM191 59V58H190ZM201 59V58H200ZM261 59H263L264 60V58H259V60H258V62L261 60ZM32 60V64H27V67L28 66H30V67H28V68H33L34 70L36 69V64H37V62H35L36 64H34L33 65V63H34V58L33 59H31ZM98 60H99V63L100 64H98ZM153 60V61H152ZM160 60H162V59H160ZM181 60V59H180ZM185 60H187V59H185ZM185 60H182L183 62H185ZM213 60V59H212ZM5 61V60H4ZM7 61H5V62H7ZM157 61V60H156ZM165 61H167L166 59H165ZM169 61V60H168ZM181 61V62H182ZM192 61H193V59H192ZM197 61V60H196ZM2 62H3V60H2ZM95 62V63H94ZM174 62V60L173 61H171V63H173ZM188 62V61H187ZM202 62V61H201ZM231 62V61H230ZM260 62H262V61H260ZM259 62V64L261 65V63ZM28 63V62H27ZM30 63H31V61H30ZM42 63H45V64H43L42 65ZM56 63V62H55ZM67 63V62H66ZM66 63H64V64H66ZM102 63V64H101ZM167 63V62H166ZM198 63V62H197ZM200 63V62H199ZM198 63V64H199ZM215 63H216V61H215ZM214 63V64H215ZM218 63V62H217ZM12 64H14V63H12ZM16 64H14V65H16ZM25 64V63H24ZM187 64V63H186ZM220 64V63H219ZM231 64L229 65V67L231 66ZM245 64H246V62H245ZM258 64V63H257ZM257 64L256 65H254V67H253V65L251 66V68H256L255 70H253L252 72H253V74H254V81L252 80L253 78L251 77V81H253L252 83H251V81L249 80V81H247V82H249V83H251V84H255L256 83V88L254 87V85L253 86H251L250 87V85L251 84H246L245 86H249L250 88L248 89V90H250L248 93H249V95L251 96H249V95H247V92L244 90V88L242 87V80H241V82L242 83H240V80L239 81H237L238 79H236V78H234L233 77V74H234V72L232 73V69H231V71H229L230 69H228V70H224L225 71V74H223V73H213L214 75H213V78H214V81L213 80H211L212 81V84L214 85H212V87L213 88H216L217 89V87H220V84H219V82H221V80L222 79H225V80H227V82L229 81L230 83H232V85L233 86H231V87H229L228 89H231L232 87H234L233 88V91L236 93V95H237V97H238V99H237V104H241L242 102L245 104V102H246V100H247V103H249L248 101H249V99H253V96H255V95H257V97H260V96H258V94L260 95L261 94V92H260V88H263L262 86H261V84H263V82H264V67L262 68L261 66H257ZM3 65H4V63H3ZM2 64H1V66L0 67H2L3 66ZM10 65V66H9ZM18 65H16L17 67H19ZM49 64H47L46 66H48ZM55 65V64H54ZM62 65V64H61ZM72 65V64H71ZM74 65V64H73ZM171 65V64H170ZM173 65V64H172ZM201 65H202V63H201ZM210 65V64H209ZM213 65V64H212ZM235 65V64H234ZM244 65V64H243ZM263 65V64H262ZM7 66H9V67H11L12 68V66H11V64H7ZM7 66H5V68H9V67H7ZM15 66V67H16ZM25 66V65H24ZM33 66V67H32ZM36 66V67H35ZM46 66L44 67V69H47L46 68ZM51 67L53 66V65H50ZM164 66H166V65H164ZM174 66H176V65H174ZM173 66V67H174ZM225 66V65H224ZM246 66H247V64H246ZM39 67V68H40ZM73 67V66H72ZM74 67H75V65H74ZM102 67V68H101ZM170 67V66H169ZM172 67V66H171ZM178 67V66H177ZM194 67H196V66H194ZM213 67V66H212ZM234 67V66H233ZM233 67H231V68H233ZM241 67H242V65H241ZM248 67H250V65L248 66ZM260 67L263 69H260ZM9 69V70H14V69ZM21 68H23V70L24 69H26V66L25 67H21ZM38 67H37V69L34 71V70H32V71H34V73H36V71H38V70H40L41 71V69H39ZM55 68H57V65H56V67ZM54 68V69H55ZM61 68V67H60ZM167 68H168V66H167ZM192 68V67H191ZM204 68V67H203ZM258 68V69H257ZM1 69V68H0ZM18 69V68H17ZM20 69V68H19ZM18 69V70H19ZM49 69V68H48ZM62 69V68H61ZM65 69V68H64ZM68 69V68H67ZM71 69V68H70ZM70 69H69V71H70ZM170 69V68H169ZM173 69V68H172ZM206 69V68H205ZM225 69H226V67H225ZM8 70V69H7ZM6 70V71H7ZM8 70V71H9ZM16 70V69H15ZM21 70V69H20ZM28 70H30V69H28ZM56 70V69H55ZM60 69H58L57 71L58 72H60V71H62L63 72V70H60ZM66 70V69H65ZM91 70H92V72H91ZM94 70V71H93ZM166 70V69H165ZM181 70H183V69H181ZM186 70V68L183 70V71H185ZM189 70H190V68H189ZM189 70H187V71H185L187 74L189 73ZM193 70V69H192ZM195 70L196 71H198L196 68H195ZM233 70H235V72H237V70L235 69V68H233ZM3 72H5V69L3 68V70H2ZM17 71V70H16ZM44 71V70H43ZM46 71V70H45ZM44 71V72H45ZM49 71H50V69H49ZM56 71V73L57 74H59L58 72ZM170 71V70H169ZM191 71V70H190ZM10 72V71H9ZM15 72V71H14ZM20 72H22V71H20ZM24 72H26V71H24ZM23 72V73H24ZM39 72V71H38ZM37 72V73H38ZM61 72V73H62ZM92 73V74H90V73ZM97 72H99V73H97ZM255 72V73H254ZM5 73H7V72H5ZM4 73V74H5ZM16 73V72H15ZM15 73H13V75L12 76H14V74ZM18 73H19V71H18ZM28 73V72H27ZM43 73V72H42ZM50 73H51V71H50ZM52 73H54L53 71H52ZM52 73H51V75H52ZM56 73H54L55 75H56ZM68 73H70V74H72L71 72H68ZM68 73H66L65 72V74H66V79L65 80H67L68 79V77L69 76H67V74ZM166 73V72H165ZM183 72H181V74H182ZM185 73V76L187 75ZM238 73V72H237ZM20 74V73H19ZM28 74H31V72L30 73H28ZM48 73H46V75H47ZM62 74H64V73H62ZM62 74H60V76L62 77ZM76 74L74 75L75 77H76ZM184 74V73H183ZM181 75V77L182 76H184V75ZM207 74H210L209 73V71H208V73ZM206 74V75H207ZM2 75V74H1ZM0 75V76H1ZM9 75H10V73H9ZM21 75H22V73H21ZM24 75H26L25 73H24ZM39 75V74H38ZM41 75H43V74H41ZM49 76H50V74H48ZM73 75V74H72ZM166 75V74H165ZM180 75V74H179ZM189 75V74H188ZM3 76V75H2ZM8 76V75H7ZM15 76H17V74L15 75ZM14 76V77H15ZM32 76H33V74H32ZM31 76V77H32ZM136 76V75H135ZM164 76V75H163ZM177 76H178V74H177ZM224 76V77H223ZM239 76V75H238ZM253 76V75H252ZM5 77V76H4ZM21 77H23L22 79H24V76H21ZM27 77V76H26ZM31 77H30V79H31ZM38 77V76H37ZM43 77H44V75H43ZM46 77V76H45ZM64 77V78H65ZM78 77H76L75 79H79ZM113 77V78H112ZM160 77V76H159ZM158 77V78H159ZM166 77V76H165ZM208 77L209 78H207L208 79V81H209V79L211 78V75H208ZM2 78V77H1ZM9 79L10 78H12V77H8ZM8 78L6 79V77L5 78H2L3 80H5V82H6V85H5V82H3L4 83V85H5V87H3L4 85L2 84V82L0 83V89H2V91L1 92H3V91H5V93L6 94H4V95H7L6 97L3 95V93H0V95L2 94V96H1V99L3 98V96H4V99H3V101L1 102V99H0V162H1V164H0V167H1V165L2 164H5L6 162H9L10 163V165L11 166H14L15 168L17 167V166H20V159H21V151L22 150H26V149H28V148H31V147H34V145L35 144H37L38 143V140L40 139V136L42 135V130L40 131L38 128H36V127H39V128H41L39 125H41L42 123H40V114H39V117H34L33 118V116H30V117H27L28 115L27 114H29V112H28V109H26V108H28L29 107V102H31L30 101V93H29V95L28 96H26V97H29V99L27 98L26 99V97H25V93H27L24 89V92H23V90H21L22 89V86H24V85H21V87H19V86H15V87H13L14 86V84L13 85H11L10 83V81L8 80ZM18 78V77H17ZM36 78V77H35ZM51 79H52V77H50ZM54 78V77H53ZM70 78H71V76H70ZM73 78V77H72ZM125 78V79H124ZM150 78V79H151ZM185 78V77H184ZM21 79V80H22ZM34 79V78H33ZM49 79V78H48ZM50 79V80H51ZM90 79V80H91ZM111 82V83H113L114 85L113 86H111V84H110V82H107L108 80ZM146 79V78H145ZM149 79V78H148ZM181 79V78H180ZM207 79L206 80H204L205 82H204V86H205V83H207L206 81H207ZM6 80H8V81H6ZM13 80V78L11 79V81ZM15 80H16V77H15ZM57 79H55V81H56ZM63 80V79H62ZM72 80H74V79H72ZM72 80H70V79H68V81L69 82H72ZM77 80H76V82H77ZM83 80V79H82ZM155 81L157 80V79H154ZM161 80V79H160ZM1 81V80H0ZM17 81H19V79L17 80ZM16 81V82H17ZM23 81V80H22ZM25 81V80H24ZM23 81V82H24ZM28 81H31V80H28ZM39 81V80H38ZM37 81V82H38ZM75 81V80H74ZM73 81V82H74ZM79 81H80V79H79ZM85 81V80H84ZM80 81L79 82V84L77 85V89H74V90H77V92H75L76 94L77 93H80V95L78 94V96H82L81 94L82 93H84L83 95H85L86 93V91H87V89L89 90V91H91L90 92V94L92 93L93 95H94V92H92V91H95L96 90V88L94 89V88H92L93 90H90V88L94 85L95 86V84H90V82H88V81ZM115 81V80H114ZM146 81V80H145ZM148 81V80H147ZM159 81V80H158ZM164 81V80H163ZM8 82V83H7ZM21 82V81H20ZM34 83H35V81H33ZM45 82V81H44ZM48 82H49V80H48ZM64 82V81H63ZM107 84H106V83ZM149 82V81H148ZM226 82V83H227ZM255 82V83H254ZM27 83V82H26ZM33 83V84H34ZM39 83V82H38ZM37 83V84H38ZM68 83V82H67ZM67 83H66V85H67ZM103 83H104V85H103ZM119 83H120V81H119ZM118 83V84H119ZM125 83V82H124ZM153 83V82H152ZM155 83V82H154ZM153 83V84H154ZM209 83V82H208ZM8 84H10V85H8ZM20 84H22V83H20ZM41 84V83H40ZM48 83H46V85H47ZM59 84V83H58ZM61 84H62V81H61ZM75 84V83H74ZM110 84V86L108 87V85ZM209 84H211V82L209 83ZM222 84V83H221ZM242 84V85H241ZM245 84V83H244ZM29 85V84H28ZM35 85V84H34ZM33 85V86H34ZM49 85H51V84H48L47 85V87H49L48 89H52ZM71 85V84H70ZM70 85H68V86H70ZM76 85V84H75ZM75 85H73V87H75ZM99 85V86H98ZM117 85V84H116ZM156 85V84H155ZM227 85H231V84H227ZM226 85V86H227ZM30 86V85H29ZM36 86V85H35ZM39 86V85H38ZM63 86V85H62ZM61 86V87H62ZM65 86V85H64ZM63 86V87H64ZM89 86H91L90 88H89ZM93 86V87H94ZM118 86H120V87H122V85L121 84H119ZM148 86H149V83H148ZM153 85H151V87H152ZM207 86V85H206ZM209 86V85H208ZM222 86V85H221ZM260 86V87H259ZM28 87V86H27ZM32 87V86H31ZM45 87V85L43 86V88ZM59 87V86H58ZM71 88H73L72 86H70ZM69 87V88H70ZM115 87H117V86H115ZM119 87V88H120ZM146 88H147V86H145ZM151 87H148V88H151ZM158 87V86H157ZM224 87V86H223ZM222 87V88H223ZM228 87V86H227ZM227 87H225V88H223L222 89V91H224V89H226ZM25 88V87H24ZM30 88V87H29ZM28 88V89H29ZM33 88V87H32ZM60 88V87H59ZM127 88V87H126ZM125 88V89H126ZM156 88V87H155ZM159 88V87H158ZM209 88V87H208ZM248 88V87H247ZM246 88V89H247ZM47 89V90H48ZM100 89H98V90H96V92L98 91V93H100L99 91H100ZM113 89H116V88H112V90ZM117 89H118V87H117ZM209 89H211L210 90V93L212 92V88H209ZM251 89H252V92H251ZM253 89H256V90H254L255 91V93H254V91H253ZM258 89V90H257ZM22 91V96L23 97H25V99H23L22 101L20 100L21 99V97L22 96H19V91ZM26 90H27V88H26ZM31 90H33V89H30L29 91H31ZM60 90H62V89H60ZM65 90V89H64ZM63 90V91H64ZM69 90V89H68ZM71 90V89H70ZM73 90V89H72ZM111 90V89H110ZM110 90L108 91V93L109 94H111L110 93ZM128 90V89H127ZM219 90V89H218ZM8 91V92H7ZM36 91V90H35ZM56 91V90H55ZM57 91H59V89L57 90ZM101 91V92H102ZM121 91V90H120ZM124 91V90H123ZM122 91V92H123ZM126 91V90H125ZM159 91V90H158ZM160 91H161V88H160ZM219 91H221V90H219ZM226 91V90H225ZM224 91V92H225ZM245 91V92H244ZM32 92H34V91H32ZM46 92V91H45ZM60 93H61V91H59ZM65 92H67V90L65 91ZM74 92V91H73ZM73 92H72V94H73ZM96 92H95V96L98 94H96ZM114 92V91H113ZM112 92V97H114L113 96V93ZM119 92V91H118ZM118 92H116V93H118ZM162 92H163V90H162ZM197 92V91H196ZM201 92V91H200ZM223 92V94H225ZM227 92V91H226ZM18 95H17V94ZM35 93V92H34ZM53 93H55V94H58V93H56V92H53ZM69 93H71V92H69ZM103 93V94H104ZM164 93H166V91L164 90ZM203 93V92H202ZM213 93H215V92H213ZM213 93H211V94H213ZM218 93V92H217ZM217 93H215V96L217 95ZM234 93V94H235ZM252 93H254V94H252ZM10 94H12V96L10 95ZM13 94H16V96L14 95L13 96ZM42 94H44L43 92H42ZM49 94V93H48ZM61 94H63V92L61 93ZM65 94V93H64ZM66 94H68V92L66 93ZM62 95L63 96V98L62 97H59L60 99H62L63 100V102H65L64 101V99H65V97L64 96H67V95ZM72 94H69V95H72ZM87 94H88V91H87ZM86 94V95H87ZM89 94V95H90ZM91 94V95H92ZM103 94H100L101 95V97L103 96L104 97V99L106 98V96H104ZM108 94V97H110V95ZM162 94V93H161ZM199 94V93H198ZM201 94V93H200ZM210 94V95H211ZM221 94V93H220ZM51 95H53V94H51ZM89 95H87V97L89 96ZM114 95H116V94H114ZM119 95V94H118ZM117 95V96H118ZM122 94H121V92H120V96H121ZM160 95V94H159ZM214 95V94H213ZM212 95V96H213ZM253 95V96H252ZM262 95H263V91H262ZM20 97V99H19V97ZM43 96V95H42ZM49 96V95H48ZM74 96H76V95H74ZM77 96V97H78ZM117 96H115L116 98H117ZM124 95H122V97H123ZM230 96V95H229ZM248 96L250 97V98H248ZM38 97V96H37ZM51 97V96H50ZM53 97V96H52ZM58 97V96H57ZM71 97V96H70ZM83 97V99L85 100V103H86V96H82ZM90 97V96H89ZM93 97V96H92ZM92 97H90V99H87V100H89V102H90V100H92L91 98ZM100 96L98 95V97H96V98H99ZM100 97V98H101ZM114 97V99H105V102H107L108 103V101H109V104H110V101H111V103H115L116 104V98ZM257 97H254V98H257ZM9 98V99H8ZM17 98V99H16ZM35 98V97H34ZM49 98V97H48ZM48 98H47V100H48ZM68 98H69V96H68ZM79 98V97H78ZM86 98V99H85ZM124 98V97H123ZM44 99V98H43ZM54 100H55V98H53ZM52 99V100H53ZM58 99V98H57ZM56 99V100H57ZM70 100H71V98H69ZM77 99V98H76ZM81 98H79V100H80ZM102 99V98H101ZM117 99H119L120 101H122L121 100V98H117ZM231 100H233L232 98H230ZM258 99V98H257ZM256 99V100H257ZM20 100V101H19ZM45 100V99H44ZM70 100H69V102H70ZM78 100V101H79ZM83 100V101H84ZM94 100V99H93ZM92 100V101H93ZM95 100H97V101H95ZM94 101L95 102H98L99 100L98 99H95ZM106 100H108V101H106ZM114 100V101H113ZM253 100H255V99H253ZM253 100H252V102H253ZM259 100V99H258ZM33 101V100H32ZM46 101V100H45ZM49 101H51L50 99H49ZM61 101V100H60ZM59 101V102H60ZM72 101V100H71ZM74 102H75V100H73ZM82 101V102H83ZM251 101V100H250ZM67 102V101H66ZM65 102V103H66ZM81 102V101H80ZM81 102V103H82ZM89 102H87V103H89ZM100 102V101H99ZM154 102V101H153ZM255 102L256 101H254V103L253 104H255ZM48 103V102H47ZM50 103H53V102H50ZM76 103V102H75ZM80 103V105H83L84 106V108L86 109L87 107H86V105L84 104V102H83V104H81ZM91 103V102H90ZM89 103V105H88V108L90 109V107L89 106H93L94 107V105H95V107H96V104H94V103H91V104H94V105H91ZM246 103V104H247ZM257 103H259L258 101H257ZM257 103L255 104V105H257ZM40 104V103H39ZM43 104V103H42ZM41 104V105H42ZM57 104H58V102H57ZM56 104V105H57ZM67 104H69V103H66V104H62V102H61V104L59 103L58 105H59V108H57V106L55 105L54 107L55 108H57L56 109V112L55 111H52V109H50L51 111H52V113L53 112H55L54 113V115H52V113H51V117H48V119H47V121H50V119H51V121L52 122H48V124L50 123V124H52V123H54L53 122V119H55L54 121L56 122L57 120V125L58 124H60V125H62V123H64V121L65 122H67L68 121V119L70 118V117H72L74 114H72V113H70L72 110H73V113H78V114H80L81 113V111L82 110H80L78 107L79 106H77L75 109H77L76 111H75V109L73 108L71 111H69L70 110V107H72V106H68ZM72 104H73V102H72ZM101 104V103H100ZM100 104H99V107H103V106H100ZM109 104H107L109 107H110V105ZM121 104V103H120ZM123 104H124V102H123ZM125 104H127V101H126V99H125ZM125 104H124V107H128L127 105L125 106ZM222 104V103H221ZM239 104V105H240ZM249 104H251L250 106L251 107H253L252 106V103H249ZM36 105V104H35ZM52 105V104H51ZM54 105V104H53ZM61 105V106H60ZM74 106H75V104H73ZM76 105H79V104H76ZM106 105V104H105ZM112 105V104H111ZM114 105V104H113ZM46 106H48V105H46ZM49 106H50V104H49ZM69 108H68V107ZM82 106V107H83ZM97 106H98V104H97ZM115 106H117V105H115ZM221 106V105H220ZM53 107V106H52ZM93 107H91V109L93 108ZM104 107H106V106H104ZM124 107H122V109L124 108ZM218 107H219V105H218ZM233 107V106H232ZM238 107V106H237ZM256 107V106H255ZM54 108V109H55ZM81 108V107H80ZM84 108H83V110H84ZM111 108V107H110ZM110 108H108V109H110ZM114 108V107H113ZM119 108L120 107H118L117 109H118V111H119ZM27 110V114H25V111ZM34 109V108H33ZM47 109V108H46ZM46 109H45V111H46ZM82 109V108H81ZM99 109V108H98ZM114 109H116V107L114 108ZM231 109H233V108H231ZM234 109H235V107H234ZM238 109H240V108H238ZM242 109V108H241ZM253 109H255L254 107H253ZM37 110V109H36ZM43 110V109H42ZM78 110H80L79 112H78ZM88 110V109H87ZM110 110H112V109H110ZM121 110V109H120ZM222 110H224V109H222ZM225 110H227V109H225ZM31 111V110H30ZM50 111V112H51ZM68 111H69V113H68ZM89 111V110H88ZM101 111V110H100ZM258 111V110H257ZM33 112V111H32ZM41 112V111H40ZM44 112V111H43ZM47 112V111H46ZM49 112V111H48ZM50 112H49V114H50ZM83 112V111H82ZM84 112H86V111H84ZM90 112V111H89ZM111 112V111H110ZM225 112V111H224ZM226 112H228V111H226ZM236 113L238 112V111H235ZM67 113H68V116H66L67 115ZM75 113V114H76ZM93 113H94V111H93ZM101 113V112H100ZM121 113V112H120ZM33 114H35V113H33ZM37 114V113H36ZM46 114V113H45ZM44 114V115H45ZM72 115V116H69V115ZM77 114V115H78ZM84 114V113H83ZM90 114V113H89ZM95 114H96V112H95ZM103 114V113H102ZM109 114H111V113H109ZM118 114V113H117ZM116 114V115H117ZM227 114V113H226ZM225 114V115H226ZM41 115H43V113L41 114ZM81 115V114H80ZM93 115V114H92ZM112 115V114H111ZM36 116V115H35ZM48 116V115H47ZM50 116V115H49ZM82 116V115H81ZM97 116V115H96ZM113 116H114V114H113ZM227 116V115H226ZM228 116H230V115H228ZM45 118H46V116H44ZM66 117V118H65ZM69 117V118H68ZM73 117H75V120H76V116H73ZM72 117V118H73ZM83 117V116H82ZM98 117V116H97ZM97 117H95V118H97ZM101 117V116H100ZM128 117V116H127ZM218 117H219V115H218ZM230 117H233V115L232 116H230ZM229 117V118H230ZM31 118V119H30ZM38 119V121L37 120H35L36 121V127H35V125H34V119ZM41 118H43V117H41ZM50 118V119H49ZM64 118V119H63ZM68 118V119H67ZM80 118V117H79ZM79 118H78V120H79ZM84 118V117H83ZM86 118V117H85ZM237 118V117H236ZM33 119V120H32ZM44 119V118H43ZM57 119V120H56ZM67 119V120H66ZM112 119V118H111ZM61 120H62V122H61ZM71 120V119H70ZM82 120V122H84L83 121V119H81ZM81 120H80V123H82L81 122ZM227 120H229L228 118H227ZM231 120H233L232 118L228 121V122H230ZM234 120H235V118H234ZM233 120V122H235ZM34 121V122H33ZM42 121H44V120H42ZM61 123H60V122ZM261 121V120H260ZM37 122H39L40 124L38 125L37 124ZM69 122H71V121H68L67 123H69ZM233 122H230V123H228V124H232ZM44 123V122H43ZM73 123V122H72ZM74 123H75V121H74ZM76 123H77V121H76ZM45 124V123H44ZM70 124V123H69ZM66 125V124H65ZM65 125H63V126H65ZM68 125V124H67ZM71 125V124H70ZM221 125V123L219 124V126ZM235 124L233 123V126H234ZM48 126V125H47ZM59 126V125H58ZM72 126H73V124H72ZM222 126V125H221ZM237 126H238V124H237ZM236 126V127H237ZM60 127V126H59ZM229 127V126H228ZM260 127H261V125H260ZM83 129V128H82ZM263 129V128H262ZM264 130V129H263ZM40 133H41V135H40ZM264 136V135H263ZM41 140V139H40ZM43 140H45V139H43ZM21 142L22 144H23V142H24V146H22V147H19V146H21L22 144L21 143H19V148L17 147V143L18 142ZM21 144V145H20ZM17 147V148H16ZM29 152H31V151H29ZM4 162V163H3ZM20 162V163H19ZM9 165V166H10ZM104 165V164H103ZM146 165H148V163H145V166H144V170H143V167H142V169H141V167H140V169L139 170H137V172H135V176H136V180H137V183L135 182H133V181H135L134 179H133V176L131 177L132 179H133V181H132V179H131V181H132V186H130V174H131V172H130V170L132 169V167H130L131 165L129 164V162L127 161V162H125V163H122L121 165H120V167H116V168H111L110 167V169L109 170H111V172H112V174L111 175H113V177H115V178H117L116 179V181L117 180H119V179H122V177H125V179H126V177H127V179L128 180H124L123 179V184H121V186L123 185V187H124V189H125V191L126 192H129L130 193V190H133L134 191V194L133 195H135V201L136 202H138V200H142L143 201V203H144V201L145 200H149V201H152L153 203H155L156 201V198H154L155 200H152V198L153 197H151L150 195H146V192H147V190L148 191H152V192H155V191H159V189H163L161 186H162V184H160V183H157L159 180L162 182L163 181V177H161V179H159L158 181L157 180H153L155 177H153L154 176V174H153V172H152V174H153V176H152V174L150 173V172H147L146 170H145V168H147V166ZM3 166V165H2ZM7 167H8V165H7ZM4 168V167H3ZM13 168V167H12ZM14 168V169H15ZM85 168H88V167H85ZM91 168V167H90ZM91 169H93V171H92V174L90 173V175H93L92 177H95V178H93V179H95V182H93V179H92V177H91V179H92V182H90V184L93 186L94 184L95 185H98V183L100 184V185H104L103 184V182H101L100 180H99V182H98V174L100 173V171H101V169L103 170V168H91ZM90 169V170H91ZM106 169V168H105ZM179 169V168H178ZM182 169V168H181ZM1 170H2V168H1ZM67 171H69V169H66ZM78 170V169H77ZM89 170V169H88ZM87 169H85L84 171H88ZM90 170L88 171V172H90ZM112 170H114V172L112 171ZM133 170V169H132ZM148 170V169H147ZM11 171V170H10ZM67 171L64 173V172H62L61 170H60V172H62V173H64V174H62V173H60V174H58V176L60 175H63L62 177H67ZM135 171V170H134ZM195 171V170H194ZM2 172H4V171H2ZM76 173H78V171L76 172ZM155 173V172H154ZM86 174H88V173H86ZM100 174H102V173H100ZM151 175V177H150V175ZM69 176H71L72 177V174L70 175V174H68ZM133 175H134V173H133ZM160 175V174H159ZM162 175H163V172H162ZM169 175V174H168ZM167 175V176H168ZM88 175H86V177H87ZM165 177H164V180H165V178H166V175H164ZM85 177V178H86ZM159 177V178H160ZM114 178V179H115ZM153 178V179H152ZM158 179V178H157ZM89 180V179H88ZM97 180V181H96ZM234 180V179H233ZM239 180V179H238ZM84 181V180H83ZM105 182V181H104ZM119 182H121V181H118V183ZM164 182V181H163ZM87 183H89V181H87ZM86 183V184H87ZM94 183V184H93ZM157 183V184H156ZM167 183V182H166ZM245 183V182H244ZM247 183H248V181H247ZM85 184V183H84ZM164 184V183H163ZM239 184H240V182H239ZM88 185V184H87ZM175 185H177V183L175 184ZM197 185V184H196ZM249 185H251V184H249ZM92 186L90 187V188H92ZM117 188H118V186H116ZM165 187H166V185H165ZM164 187V188H165ZM171 187H173L172 185H171ZM177 187V186H176ZM176 187H175V189L173 190V192L176 190ZM86 188V187H85ZM94 188V187H93ZM92 188V189H93ZM122 188V187H121ZM167 188V187H166ZM178 188H179V186H178ZM178 188H177V190L176 191H178ZM238 188H241V186L240 187H238ZM91 189V190H92ZM120 189V188H119ZM119 189H117V190H119ZM123 189V188H122ZM257 189V188H256ZM117 190H116V192H117ZM164 190V189H163ZM167 191H169L170 192V190L169 189H166ZM254 190V189H253ZM120 191V190H119ZM124 191V192H125ZM166 191V194L167 193H169V192H167ZM245 191V190H244ZM249 191V190H248ZM258 191V190H257ZM257 191H256V194L258 195L259 193H257ZM124 192H122V193H124ZM160 192V191H159ZM164 192H165V190H164ZM179 192V191H178ZM243 192V191H242ZM259 192V191H258ZM119 195H121V193L120 192H117ZM113 194L114 195V199L116 200H114V201H112L111 202V204L110 203H108V204H110V205H112L111 206V208L109 207V205H107V206H105L104 204L106 203H104V201L106 200H103L102 202L104 203L103 205V207L102 208H100V207H98V206H100L101 204L98 202V205L96 204V206H92V207H90V208H88L87 209V205H88V203H86V202H84L83 204L81 203L80 204V202H82V201H80V199L77 197V198H75L74 199V196L75 195H69V193H60V195H56V196H52V195H50L51 197H53L52 198V201H51V197H50V200L48 201V203L49 202H51L50 204H52V206L51 207H53V209H54V224H55V227L56 228H58L59 229V231L58 232H61V233H63L65 236H67L68 235V237L70 236V237H73L72 239H70V240H68L67 239V242H68V245H63V246H67L64 250H62L61 249V247L59 246V248L60 249H56L57 247H56V243H55V249H54V253H56V254H52V256L54 255L55 256V261L57 260V264H59V263H61L60 261H64V262H66V264H68V263H71V264H177L176 262V260H175V257L177 256V259H178V254L175 256V252L173 251V248L175 249V247H173V248H168V246H169V242H167L166 244H168L166 247L170 250H172V252H173V254H174V259H172L171 260V262H169L168 260H165L166 258H164L165 256H163L164 254H167V256L169 257V255L170 254H168L167 253V249H166V251H164L163 250V252H166V253H162L161 252V247H156V248H152V249H147V247L145 248V246H144V243L142 244L141 243V247H139V248H136V249H134V251H135V253L134 254H130L131 252H130V249H131V247H133L134 248V244H133V246L132 245H130V228H131V225H130V215H132L131 213H130V208H132L133 210H134V206L132 207V205H131V207H130V201L131 200H127V199H125V198H123L122 197V195H121V197L122 198H120V196H118V194ZM161 193H163V191L161 192ZM160 193V194H161ZM175 193V192H174ZM252 193V192H251ZM251 193H250V195H251ZM125 194V193H124ZM154 194V193H153ZM172 194V192L171 193H169V195H171ZM176 194V193H175ZM174 194V195H175ZM78 195V194H77ZM156 195H157V193H156ZM163 194H161V196H162ZM169 195H168V197H167V199L169 198ZM247 195V194H246ZM253 195V194H252ZM110 196V195H109ZM158 196V195H157ZM172 196V195H171ZM179 195H177V198L179 199V200H181L179 197H178ZM214 196V195H213ZM259 196V195H258ZM101 197V196H100ZM131 197V196H130ZM176 196H174V198H175ZM257 197V196H256ZM39 198V197H38ZM102 198V197H101ZM105 198H108L106 201H108L109 200V198H110V200L111 199H113V198H111V197H106L105 196ZM127 198V197H126ZM129 198V197H128ZM150 198V199H149ZM158 198L160 199V196H158ZM162 198V197H161ZM171 198V200H173L174 198H173V196L172 197H170ZM173 198V199H172ZM177 198H175V199H177ZM263 198V197H262ZM40 199V198H39ZM38 199V200H39ZM131 199V198H130ZM134 199V198H133ZM159 199H157V200H159ZM164 199V198H163ZM174 199V200H175ZM258 199H260V198H258ZM110 200H109V202H110ZM147 200V201H148ZM169 200V199H168ZM174 200L172 201V203H174ZM161 201V200H160ZM176 201V200H175ZM22 202V201H21ZM114 202H115V205L116 204H118V206H119V208L120 209H124V210H126V214H120V213H118V214H114L116 211H117V209H116V211L115 212H112L113 214H111V211H110V213L108 212L110 209L111 210H113L115 207H114ZM167 202V200H165V203ZM25 203V202H24ZM142 203V202H141ZM141 203H135L134 202V204H136L137 206H135V208L137 207V209H135L136 211V214L138 215V217L139 216H141V217H143V219L144 218H147V221H149V218L150 217H154L155 219L157 218V215L159 214V212L157 213L156 212V210L155 211H152V209H154V207H156V205L152 208H147V206L145 205V208H144V205H143V207L142 206H140V204ZM142 203V204H143ZM157 203V202H156ZM177 203H178V201H177ZM180 203V202H179ZM263 203V202H262ZM80 205V209H81V211H79L80 209H79V206L78 205ZM87 204V205H86ZM132 204V203H131ZM141 204V205H142ZM151 204V203H150ZM159 204H161V202L159 203ZM164 204V203H163ZM170 204V203H169ZM174 204H176V203H174ZM173 204V205H174ZM21 205V204H20ZM20 205H18V206H20ZM46 205V204H45ZM82 205V206H81ZM154 205V204H153ZM152 205V206H153ZM164 205H166V204H164ZM164 205H162V207H164ZM181 205V204H180ZM85 206V207H84ZM151 206V205H150ZM16 207V206H15ZM45 207V206H44ZM108 207L110 208V209H108ZM112 207H114L113 209H112ZM160 207V206H159ZM165 207H169V206H165ZM164 207V208H165ZM171 207H173L172 205H171ZM180 207V206H179ZM175 208H177V206L175 207ZM181 208V207H180ZM211 208V207H210ZM52 209V208H51ZM73 209H75V211L73 210ZM76 209H79V210H76ZM119 209V210H120ZM149 209V210H148ZM157 209V208H156ZM162 209V208H161ZM174 209V208H173ZM173 209L172 210H168V208H167V210L168 211H173ZM72 210V211H71ZM115 210V209H114ZM113 210V211H114ZM175 210V209H174ZM177 210V209H176ZM175 210V211H176ZM261 210V209H260ZM259 210V211H260ZM164 211H165V217H167V216H170V215H166V209H163V214H164ZM177 211H179L178 213H181L180 211H183L184 212V210H177ZM212 211V210H211ZM258 211V210H257ZM51 211L49 210V213H50ZM108 212V213H107ZM134 212V213H135ZM154 212H156V213H154ZM174 212V211H173ZM261 212V211H260ZM22 212H20V214H21ZM53 213V212H52ZM105 213V214H104ZM162 213V212H161ZM185 213V212H184ZM183 213V214H184ZM208 213V212H207ZM210 213V212H209ZM109 214V215H108ZM176 214V213H175ZM174 213L172 214V215H175ZM213 214V213H212ZM211 214V215H212ZM85 216V217H83V216ZM135 215V214H134ZM162 215V214H161ZM160 215V219H161V221H162V216ZM178 215V214H177ZM187 215H188V212H187ZM20 216V215H19ZM23 218H21L24 222H29L30 220L32 221V219H34V218H32L31 219V216H30V218H28L29 216L26 214V212H23ZM178 216H180V215H178ZM185 216V215H184ZM189 216V215H188ZM187 216V217H188ZM199 216V215H198ZM209 216V215H208ZM219 216V215H218ZM217 216V217H218ZM263 216V215H262ZM21 217V216H20ZM19 217V218H20ZM102 217V218H101ZM173 218H174V216H172ZM181 217V216H180ZM180 217H179V219H180ZM190 217V216H189ZM211 217V216H210ZM214 216H212V218H213ZM253 217V216H252ZM260 217V216H259ZM134 218V217H133ZM193 218H195V220H196V217H193ZM211 218V219H212ZM216 218V217H215ZM214 218V219H215ZM219 218H221V217H219ZM28 219H29V221H28ZM38 219V218H37ZM48 219V218H47ZM154 219V220H155ZM175 219H176V217H175ZM175 219L173 220V221H175ZM178 219V218H177ZM177 219H176V221H177ZM202 219V218H201ZM200 219V220H201ZM213 219V220H214ZM218 219V218H217ZM217 219H216V221H217ZM53 220V219H52ZM134 220V219H133ZM138 220V219H137ZM152 220V219H151ZM164 220V219H163ZM189 220V219H188ZM204 220V219H203ZM221 220V219H220ZM219 220V221H220ZM256 220V219H255ZM30 221V222H31ZM36 221V220H35ZM147 221H145V223L147 222ZM155 221H157V219L155 220ZM155 221H154V223H155ZM159 221V227H160V220H158ZM165 221H166V219H165ZM171 222H173L172 220H170ZM190 221V220H189ZM194 221V220H193ZM202 221V220H201ZM223 221H224V219H223ZM222 221V222H223ZM225 221H226V218H225ZM224 221V222H225ZM131 222H132V219H131ZM143 222H144V220H143ZM151 222V221H150ZM163 222V221H162ZM169 222V221H168ZM197 222H198V220H197ZM213 222V221H212ZM221 222V223H222ZM264 222V221H263ZM32 223H34V221H32ZM148 223V222H147ZM152 223V222H151ZM150 223V224H151ZM153 223V224H154ZM166 223V222H165ZM178 223V222H177ZM179 223H180V221H179ZM200 223H203V222H200ZM210 223V222H209ZM214 223V222H213ZM227 223H228V221H227ZM250 223V222H249ZM255 223H256V221H255ZM156 225H157V222L155 223ZM166 224H169V223H166ZM164 225V226H167V225ZM171 224H173V223H171ZM175 224H176V222H175ZM220 224V223H219ZM224 224V223H223ZM52 225V224H51ZM143 225V224H142ZM148 225V224H147ZM209 225V224H208ZM216 225H218V222H217V224H214V225H212L213 227L214 226H216ZM250 225V224H249ZM248 225V226H249ZM253 225H254V222H253ZM252 225V226H253ZM259 225V224H258ZM263 225V224H262ZM163 226V227H164ZM170 226V225H169ZM172 226V225H171ZM174 226V225H173ZM179 226H181V225H179ZM210 226V225H209ZM219 226V225H218ZM221 226L223 227V225L221 224ZM224 226H228V225H226V223L224 224ZM252 226H251V228H250V230L252 229ZM260 226V225H259ZM11 227V226H10ZM35 227V226H34ZM46 227H48V226H46ZM46 227H40L41 229L42 228H46ZM178 227V226H177ZM221 227V228H222ZM29 228V227H28ZM48 228H50V227H48ZM48 228H46L47 229V231H49V229ZM162 228V227H161ZM161 228H160V231H161ZM168 229H169V227H167ZM171 228V227H170ZM174 228V227H173ZM215 228V227H214ZM214 228H212V229H214ZM228 228V227H227ZM258 228V227H257ZM260 228V227H259ZM262 228V227H261ZM13 229V228H12ZM11 229V230H12ZM30 229H33V228H31L30 227ZM39 229V228H38ZM37 229V230H38ZM46 229H44V231L43 232H45L46 231ZM140 229V228H139ZM166 229V227L164 228V231H168V230H165ZM220 229V228H219ZM229 229V228H228ZM231 229V228H230ZM233 230H234V228H232ZM14 230V229H13ZM16 230V229H15ZM34 230V229H33ZM32 230V231H33ZM43 230V229H42ZM61 230V231H60ZM137 230V229H136ZM163 230V229H162ZM171 231H173V234L175 235V236H177L178 237V233H176V232H178L180 229L178 228V231H175V230H172V228L170 229ZM238 230V229H237ZM249 230V229H248ZM256 230V229H255ZM254 230V231H255ZM17 231V230H16ZM30 231V230H29ZM141 231V230H140ZM140 231H137V232H140ZM151 230H149L148 229V231H146V232H148V233H150V236H151V233H153V232H150ZM163 231V232H164ZM208 231V230H207ZM220 231H221V229H220ZM223 231H225V230H223ZM223 231H221L220 232V234L222 235V234H224L223 233ZM14 232V231H13ZM25 232H26V230H25ZM52 232V231H51ZM50 232V234H52ZM135 232V231H134ZM142 232V231H141ZM175 232V233H174ZM211 232V231H210ZM215 232V231H214ZM214 232L212 233V234H214ZM228 232V231H227ZM233 232V231H232ZM237 232V231H236ZM250 232V231H249ZM18 234H19V232H17ZM24 233V232H23ZM32 233V232H31ZM38 234H39V232H37ZM154 233H155V231H154ZM160 233V232H159ZM165 233V232H164ZM172 233V232H171ZM238 233L239 232H237V236H238ZM34 236H36L35 234H34V231H33V233H32ZM41 234H43L42 232H41ZM49 234V233H48ZM49 234V235H50ZM147 234V233H146ZM171 235L170 237H169V239L167 238V240L169 241L170 239H172V240H174V235ZM210 234L211 233H209V237H210V239H211V236H210ZM228 234H229V232H228ZM254 233H252V235H253ZM33 235H31V236H33ZM40 235V234H39ZM46 235H47V232H46ZM45 235V236H46ZM48 235V236H49ZM134 235V234H133ZM131 236V238L132 237H134V239H135V237H137V236ZM158 235H163L164 236V234H158ZM207 234L205 233V236H206ZM220 235V236H221ZM229 235H231V232H230V234ZM233 235V234H232ZM232 235H231V237H232ZM240 235V234H239ZM256 235V234H255ZM30 236V237H31ZM38 236V235H37ZM54 236H56V234L54 235ZM150 236H147V237H150ZM153 236H155V235H153ZM169 236V235H168ZM208 236V235H207ZM206 236V238H208L209 239V237H207ZM225 236V235H224ZM226 236H228V235H226ZM235 236H236V233H235ZM248 236H251L250 234H248ZM27 237V236H26ZM53 237V236H52ZM138 237H139V235H138ZM137 237V238H138ZM156 237H157V235H156ZM164 237H166V234H165V236ZM213 237V236H212ZM242 237V236H241ZM34 238V237H33ZM41 238V237H40ZM60 238V237H59ZM160 238H162V239H160L159 241H160V244H161V240H165L163 237H160ZM176 238V237H175ZM216 238V237H215ZM218 238H220V237H218ZM225 238H227V237H225ZM233 239H234V237H232ZM232 238L230 239V238H227V239H230V240H232ZM237 238V237H236ZM30 239V238H29ZM37 239V238H36ZM39 239V238H38ZM148 239V238H147ZM154 239H155V237H154ZM213 239V238H212ZM224 238H222V240H223ZM238 239V238H237ZM237 239H234V240H237ZM58 240L59 239H57V241L56 242H58ZM63 240H65V239H63ZM62 240V241H63ZM132 240H133V238H132ZM149 240V242L147 241V243H152L151 241H152V239L150 240V239H148ZM157 240V239H156ZM156 240H155V242H156ZM176 240V239H175ZM174 240V241H175ZM221 240V239H220ZM230 240H228V241H230ZM263 240H264V238H263ZM54 241V240H53ZM66 241V240H65ZM65 241H63L64 243H65ZM134 241V240H133ZM136 241H137V239H136ZM135 241V242H136ZM144 240H142V242H143ZM146 241H145V243H146ZM171 241V240H170ZM174 241H171V243L173 242V245H174ZM178 242H179V240H177ZM177 241H175V242H177ZM213 241V240H212ZM227 241V242H228ZM238 241V240H237ZM236 241V242H237ZM248 241H250V240H248ZM61 242V241H60ZM132 242V241H131ZM137 242H139L140 243V241H137ZM136 242V243H137ZM206 242V241H205ZM208 242V241H207ZM211 242V241H210ZM209 242V243H210ZM216 242H218V241H216ZM215 242V243H216ZM219 242H221V241H219ZM225 243H226V240L224 241ZM235 242V243H236ZM247 242V241H246ZM256 242H257V239H256ZM261 242V241H260ZM5 243V242H4ZM8 243V242H7ZM18 242H16V244H17ZM41 243V242H40ZM134 243V242H133ZM153 243H154V241H153ZM159 243V242H158ZM162 243H164V242H162ZM180 243V242H179ZM179 243H176V245L178 244L179 245ZM212 243V242H211ZM211 243H210V245H211ZM232 243V242H231ZM234 243V242H233ZM259 243V242H258ZM13 245V244H11V246H10V243H8L7 244V246H4V245H1L0 244V246H1V248H0V252H2V253H4V255H6V254H8L9 253V255H7V256H11L12 254H14V255H12V256H15V254H18L19 252L21 253H23L24 251H23V249H21L20 247H18L19 246V243H18V246L17 245ZM36 244H37V242H36ZM42 244V243H41ZM40 244V245H41ZM63 244V243H62ZM138 244V243H137ZM165 244V243H164ZM163 244V245H164ZM165 244V245H166ZM208 244V243H207ZM220 244V243H219ZM228 244V243H227ZM238 244V243H237ZM6 245V244H5ZM37 245H39V242H38V244ZM39 245V248H37V250L36 251H38L39 249L41 250L40 251V253H39V256H37V258L38 257H40V256H42L43 258L45 257V255L43 256V253L42 252H44V250H47V249H42V247ZM58 245H59V243H58ZM57 245V246H58ZM136 245V244H135ZM139 245V244H138ZM171 245V244H170ZM172 245V246H173ZM209 245V244H208ZM225 245V244H224ZM236 245V244H235ZM246 245H247V243H246ZM246 245H244V246H246ZM34 246V245H33ZM33 246L31 247V246H29V247H31V251L33 250L32 248H33ZM131 246V247H130ZM140 246V245H139ZM153 246H154V244H153ZM158 246H160L159 244H158ZM161 246H162V244H161ZM175 246V245H174ZM215 246V245H214ZM216 246H218V245H216ZM215 246V247H216ZM220 246V245H219ZM218 246V247H219ZM222 246H223V244H222ZM234 246V245H233ZM239 246V245H238ZM250 246H251V244H250ZM260 246H261V244H260ZM41 247V248H40ZM50 247H52V246H50ZM136 247H138V246H136ZM149 247V246H148ZM151 247H152V244H151ZM177 247V246H176ZM229 247V246H228ZM232 247V246H231ZM236 247H237V245H236ZM235 247V248H236ZM240 247V246H239ZM239 247H237L239 250L240 249H242L243 251H244V248H239ZM258 247H259V245H258ZM258 247H257V249H258ZM44 248V247H43ZM45 248H48V247H45ZM63 248V247H62ZM163 248H165V246H163ZM223 248V247H222ZM225 248H227V246L225 247ZM232 248H234V247H232ZM255 248V247H254ZM50 249V248H49ZM187 249V248H186ZM256 249V248H255ZM28 250V249H27ZM35 250V249H34ZM171 250H170V252H171ZM177 250V252H178V248L177 249H175V251ZM191 250H192V248H191ZM215 250V249H214ZM221 250V249H220ZM234 250V249H233ZM237 250V249H236ZM238 250V251H239ZM252 250V249H251ZM50 251V250H49ZM47 252V256H49L50 254H51V252ZM57 251V252H56ZM133 251V250H132ZM182 251V250H181ZM212 251V250H211ZM217 251V250H216ZM228 251V250H227ZM226 251V252H227ZM230 251H232V250H230ZM241 251V250H240ZM239 251V252H240ZM253 251H254V249H253ZM30 252V251H29ZM34 252V251H33ZM171 252V253H172ZM229 252V251H228ZM236 252V251H235ZM234 252V253H235ZM255 252V251H254ZM20 253H19V256H20ZM25 253V252H24ZM27 253V252H26ZM25 253V255H27ZM36 253H38V252H36ZM42 253V254H41ZM180 253V252H179ZM193 253V252H192ZM230 253H232V252H230ZM233 253V254H234ZM238 253V252H237ZM236 253V256L239 254V256H240V253H238L237 254ZM256 253V252H255ZM33 254V253H32ZM32 254H31V256L28 258V256H29V254H28V256H25V257H27L26 259H24V261H26L27 263H29V264H36V262L37 263H39V262H41L42 260H44V259H41V258H39L40 259V261L38 260V259H34L35 258V255H34V257H32ZM173 254H171L172 256H173ZM201 254V253H200ZM207 254V253H206ZM209 254V253H208ZM214 254H215V252H214ZM229 254V253H228ZM1 255V254H0ZM196 255V254H195ZM217 255V254H216ZM246 255V254H245ZM252 255V254H251ZM22 256V255H21ZM20 256V257H21ZM204 257H206L205 255H203ZM228 256H230V254L228 255ZM249 256H250V254H249ZM19 257V258H20ZM57 257L60 259H62V260H60L59 261V259H57ZM67 257H69L68 259H66ZM208 258H209V256H207ZM254 257H255V255H254ZM253 257V258H254ZM23 258L24 257H22V260H23ZM47 258V257H46ZM49 258H50V256H49ZM53 258V257H52ZM201 258H202V254H201ZM207 258V259H208ZM51 259V258H50ZM130 259H132L133 260V262H131L130 261ZM180 259V258H179ZM178 259V261H180ZM211 259V258H210ZM212 259H213V257H212ZM245 259V258H244ZM246 259H248V258H246ZM249 259H250V261L252 260V258L251 257H249ZM48 260V259H47ZM52 260V259H51ZM51 260H48V261H51ZM39 261V262H38ZM53 261V260H52ZM59 261V262H58ZM62 261V264L64 263ZM45 262H46V260H45ZM181 262V261H180ZM179 262V263H180ZM255 262V261H254ZM254 262H252V263H254ZM261 262V261H260ZM26 263V264H27ZM41 263H43L44 264V261H42ZM51 263H53V262H51ZM55 263V262H54ZM182 263V262H181ZM250 263V262H249ZM22 264V263H21ZM56 264V263H55ZM65 264V263H64ZM246 264V263H245ZM248 264V263H247ZM255 264V263H254ZM258 264V263H257Z\"/></svg>",
	"mask_w": 264,
	"mask_h": 264
},
{
	"label": "snow or ice",
	"instance_id": "6c2138e0",
	"mask_svg": "<svg viewBox=\"0 0 264 264\" xmlns=\"http://www.w3.org/2000/svg\"><path fill=\"white\" fill-rule=\"evenodd\" d=\"M40 0H0V8H2V5L4 3H12V4H36L39 3ZM49 3H56V2H62V3H86L88 5H98L100 6L97 8L96 11L92 13L91 16L87 17L86 20L90 21L91 19L96 18L100 14V10L103 6L111 5L116 2V0H48ZM3 31L0 30V46H2V39H3ZM12 35L11 33L9 34ZM12 38H18L13 36ZM19 38H26V37H19Z\"/></svg>",
	"mask_w": 264,
	"mask_h": 264
}]
</instances>
